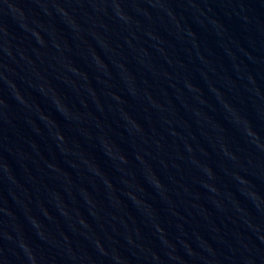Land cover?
<instances>
[{"label":"water","instance_id":"water-1","mask_svg":"<svg viewBox=\"0 0 264 264\" xmlns=\"http://www.w3.org/2000/svg\"><path fill=\"white\" fill-rule=\"evenodd\" d=\"M0 264H264V0H0Z\"/></svg>","mask_w":264,"mask_h":264}]
</instances>
